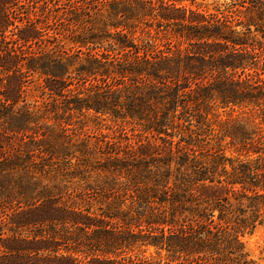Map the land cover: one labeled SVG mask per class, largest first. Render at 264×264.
Segmentation results:
<instances>
[{
    "label": "trees",
    "instance_id": "16d2710c",
    "mask_svg": "<svg viewBox=\"0 0 264 264\" xmlns=\"http://www.w3.org/2000/svg\"><path fill=\"white\" fill-rule=\"evenodd\" d=\"M182 1L0 0V102L6 121L0 146L18 132L24 137L33 129L42 136L20 138L13 156L3 152L0 172L9 177L24 168L20 160L33 162L34 147L40 148L37 165L55 170V164L73 177L87 171L92 178L91 170L119 176L133 171L129 184L97 174L99 185L66 196L46 185H1L0 264H161V257L128 254L137 242L166 250V264H255L240 235L264 223V3L230 0L210 11ZM239 7H253L255 15L243 19ZM48 14L55 25L42 24ZM67 21L83 31L73 41L75 49L58 38L69 30ZM151 23L185 45L172 49L168 41L141 56L133 35ZM26 73L38 75L42 91L58 97L60 117L53 119L59 130L47 122L53 110L19 105ZM90 78L94 83L81 96ZM14 105L23 111L11 125ZM219 109L229 111L231 123H223L220 139L229 138L245 158L229 160L217 152L206 161L190 139H172L169 129L193 118L208 123ZM90 110L116 126L114 136H105L110 140H99L98 160L61 130L74 112ZM119 119L142 131L135 133L133 126L132 137L126 135ZM145 132H154L155 142L144 143ZM139 182L145 185L131 186Z\"/></svg>",
    "mask_w": 264,
    "mask_h": 264
},
{
    "label": "rangeland",
    "instance_id": "374dc122",
    "mask_svg": "<svg viewBox=\"0 0 264 264\" xmlns=\"http://www.w3.org/2000/svg\"><path fill=\"white\" fill-rule=\"evenodd\" d=\"M230 0H183L182 3L188 6H191L193 8L199 7V9H208L210 11H213V8L215 5H219L223 2H229ZM260 1L259 6H261V3H264V0H258ZM249 5V3L247 4ZM30 8V7H29ZM241 9H237L239 12L241 18L246 19L248 16L255 15V9L253 7H239ZM33 11L26 12L25 16L33 17ZM40 14V13H36ZM43 16H46V14L42 13ZM47 21H42V24H48V25H55L53 22V18L51 19L50 14ZM66 22V21H65ZM144 24V23H139ZM154 24V23H151ZM150 25V24H149ZM69 27L68 31H63L62 34L58 37L61 40V43H63V46L66 49H75V45L73 41L77 38L82 37V29L79 27H76L70 23L65 24L64 27ZM156 24L152 26H146L141 25V28H137L136 32L133 35V41L136 43V48L139 51V54L141 56L147 55L148 50L150 52L153 48H161L163 45H167L166 43L170 42V47L172 49H176L177 45L182 44L185 45L179 39L173 37L171 33L168 30H159L157 31ZM62 32V30L60 31ZM10 32H5V34ZM49 34H52L51 31ZM156 36V38H155ZM48 38V37H47ZM167 40V41H166ZM106 41V40H105ZM109 43V41H106ZM104 42V43H106ZM44 43V40L42 42L36 41L34 48H37L38 46H42ZM95 44H97L95 42ZM90 46H94V43H88ZM156 45V46H155ZM114 47V46H112ZM83 51H86V46L82 48ZM135 48H131L133 51ZM29 55V54H27ZM25 86H24V96L19 102V105L22 107H28L26 109H29L30 111L35 110V107L42 110H53V112L47 111L49 115V121H47L51 126L57 130H59L58 125L60 122H55L53 117H60L57 113L59 111L57 104L59 102V99H55V96H49L48 93L43 92L40 88V83L42 82V79L38 75H34L33 73H26L25 78ZM2 81L0 80V84ZM92 83H94V80L90 78L89 81H86L80 90L81 96H85V93L88 92L90 87L92 86ZM74 85L72 86V88ZM2 96L0 95V99ZM2 105L4 103L0 102V135L2 137V127L5 126L3 122H6L2 120V113L4 110H2ZM7 105V103H5ZM215 108V107H213ZM13 110L9 111L10 114H12V118L9 119V123L11 125H14V123L19 122V114L22 113L21 110L17 105H14ZM25 109V108H24ZM23 111V110H22ZM229 111L227 109H219L214 110L213 113L208 115V120L204 122L208 123H199L197 122V119L193 118L191 123L189 122H181L178 126H175L173 129H169V132L172 133V139L174 141H179L180 139H190L193 144V148L195 150V153L198 154L201 152L202 154H206V156H203V158L206 161H209L212 159L211 153L215 154L217 152H220L223 154L227 159L234 160L237 159V157L245 158L244 155H240L237 152V145L231 144L229 141V138L220 139L222 135V131L220 130L223 123L227 120L230 123V117H229ZM81 112H74L76 114L75 116H71L69 118L68 123H62L64 127H61V130L65 129V134H69V139L72 140V143H77L82 141L83 144H86L88 147L89 155L94 156L95 160H98L102 154H100L101 148H100V142L103 139L110 140L109 138H105V136L112 137L114 136L112 129H115V121L111 120L107 115H99L94 113V111H85L84 115H80ZM79 116V117H78ZM64 117V115H62ZM66 117V115H65ZM68 119V117H67ZM62 121V120H61ZM117 123L122 125L123 129L128 131L126 135H131L132 132L130 130H134V127L137 131H134L135 133H138V131H142V127L140 125H137L135 123H132L131 120L125 119L123 121L117 120ZM231 124V123H230ZM3 125V126H2ZM211 126V128H210ZM34 127V126H33ZM37 129H39L37 127ZM63 129V130H64ZM39 133H42V130H38ZM63 132V131H62ZM21 132H18L17 134H14L10 137L11 141L9 145H3L0 146V155L4 152L6 157L13 156L18 152L21 145L20 138H24L23 141L29 142L31 141H37L39 137H42L41 135L36 132L34 133L33 129L26 133L24 137H20ZM154 132H145V134L142 136V140L144 143L148 141V139L153 140ZM140 138V136H138ZM100 140V142H99ZM155 142V140H153ZM2 145V144H0ZM34 147L35 149L32 154H35L37 156L32 157L33 162L30 160L25 161H19V163H24V168H19L18 172L12 171V176L6 177L7 172H0V186L1 185H8L12 187H16L18 185H25L29 187H40L43 185H46L53 189V191L57 190L58 193H63L66 196L67 193L70 194H76L78 192L83 191V189L87 185H99L100 181H98V175L103 180L110 179L112 182H116L117 178L119 177L126 183H128V179L130 180L132 172L127 171H121L120 176L116 175L114 172L110 171H92L91 175H87V171H84L83 174H77L75 177H73L71 174H68L66 172H63L61 169H58V166L54 164L55 170H49L50 167H47V164L45 167H41L40 165H37L38 162H40V148ZM32 149V147L30 148ZM73 150V149H72ZM91 153V154H90ZM76 155H79V152H75ZM43 157H48L47 154L43 153ZM55 163V160H53ZM227 169H230L229 162L226 161ZM96 166V165H95ZM99 166V165H97ZM44 169V170H43ZM89 171V170H88ZM98 174V175H97ZM12 177V178H11ZM144 180V179H141ZM146 184L148 182L144 181ZM144 182H139L136 185H131L135 187H143L145 184ZM118 183V182H117ZM129 184V183H128ZM120 185V182L118 183ZM122 185V184H121ZM129 186V185H128ZM161 187V186H160ZM63 201V200H61ZM131 204V202H127V205ZM135 215V213H134ZM122 228H127V224H124L121 220L119 221ZM135 231H138L139 229L135 226L132 227ZM142 229H146V225H142ZM145 232V230H144ZM240 239L243 242L245 250L248 252L250 258H252L255 262V264H264V223H258L256 224L255 228H253L252 231L246 232L243 235H240ZM128 254L142 258L143 256H153L155 259H158L161 257L162 261L161 264H166V256L168 255L166 250H160L152 245L147 244H141L137 242V244H134L131 246L130 249H127ZM170 264L177 263L176 260L169 262Z\"/></svg>",
    "mask_w": 264,
    "mask_h": 264
}]
</instances>
